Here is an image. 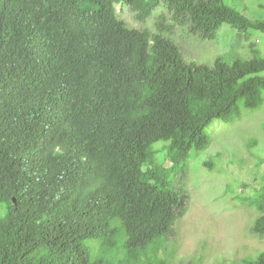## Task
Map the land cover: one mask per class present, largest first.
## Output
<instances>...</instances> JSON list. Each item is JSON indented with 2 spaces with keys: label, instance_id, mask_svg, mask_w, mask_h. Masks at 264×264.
Here are the masks:
<instances>
[{
  "label": "trees",
  "instance_id": "trees-1",
  "mask_svg": "<svg viewBox=\"0 0 264 264\" xmlns=\"http://www.w3.org/2000/svg\"><path fill=\"white\" fill-rule=\"evenodd\" d=\"M120 2L142 20L164 5L206 39L226 23L264 33L240 0H0V264H164L159 238L187 195L154 144L171 141L175 169L208 148L214 120L264 103L262 54L188 63L173 40L128 27ZM247 195L264 235V184Z\"/></svg>",
  "mask_w": 264,
  "mask_h": 264
},
{
  "label": "rangeland",
  "instance_id": "rangeland-1",
  "mask_svg": "<svg viewBox=\"0 0 264 264\" xmlns=\"http://www.w3.org/2000/svg\"><path fill=\"white\" fill-rule=\"evenodd\" d=\"M233 1L229 3L239 6ZM240 1L247 5L248 17L264 19V0ZM116 7L128 27L161 33L173 40L188 63L213 65L218 57L232 62L236 57L250 58L253 50L264 57L261 31L240 32L226 23L214 38L206 39L192 32L190 21L174 19L164 5L144 20L129 4ZM233 117L229 122L216 119L207 127L211 137L208 148L192 150L182 165L163 171L172 189L189 195L188 211L172 232L159 238L157 255L164 264H245L246 259H255L264 251V235L253 230L257 207L247 195L264 184V103ZM161 159L163 168L172 166L166 151L161 153ZM7 212V205L0 202V218ZM109 259L112 264H132L117 261L113 253Z\"/></svg>",
  "mask_w": 264,
  "mask_h": 264
},
{
  "label": "clouds",
  "instance_id": "clouds-1",
  "mask_svg": "<svg viewBox=\"0 0 264 264\" xmlns=\"http://www.w3.org/2000/svg\"><path fill=\"white\" fill-rule=\"evenodd\" d=\"M118 4H127V3H124V2H120V3H116V5H118ZM131 6V5H130ZM132 7V6H131ZM116 10H117V7H116ZM118 15V14H117ZM139 29V28H138ZM219 30H221V28L219 29ZM218 30V31H219ZM170 142L171 141H167V140H162V141H158V142H156L155 144H154V150H155V152H156V161H158V163L161 165V167L163 168V160L161 159V153L163 152V151H166V153H167V155L172 159V166L170 167V168H167V169H165V168H163V169H165V170H168V169H172L173 168V166H174V161H173V158H172V156L169 154V150H168V147H169V144H170ZM158 144H162V146H158ZM178 192H181L180 194L182 195V194H186L187 195V198H186V212L188 211V199H189V195H188V193H185L184 192V190H180V191H178ZM185 212V213H186ZM184 213V214H185ZM183 214V215H184ZM183 215L182 216H179L177 219H176V221H175V223L181 218V217H183ZM2 218V217H1ZM175 223L172 225V230H173V227H174V225H175ZM172 230L170 231V232H172ZM169 232V233H170ZM167 235V234H166Z\"/></svg>",
  "mask_w": 264,
  "mask_h": 264
}]
</instances>
